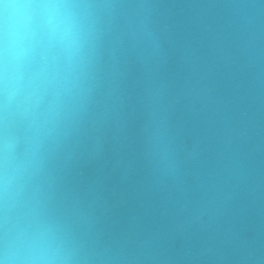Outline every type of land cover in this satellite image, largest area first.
Listing matches in <instances>:
<instances>
[{"label": "clouds", "instance_id": "9594fccd", "mask_svg": "<svg viewBox=\"0 0 264 264\" xmlns=\"http://www.w3.org/2000/svg\"><path fill=\"white\" fill-rule=\"evenodd\" d=\"M162 3L0 0V264H264V0H219L180 85ZM222 69L247 80L238 113L216 96ZM181 103L208 133L190 144ZM133 126L163 194L152 227L91 174Z\"/></svg>", "mask_w": 264, "mask_h": 264}, {"label": "water", "instance_id": "95a60500", "mask_svg": "<svg viewBox=\"0 0 264 264\" xmlns=\"http://www.w3.org/2000/svg\"><path fill=\"white\" fill-rule=\"evenodd\" d=\"M221 8L219 0H163V20L170 25V37L173 41L169 51L172 59L164 72L165 78L177 85L183 83L184 73L177 58L185 45L196 47L202 55H207L206 35L199 22L201 19L211 22ZM226 72L227 70L222 69L215 77L216 96L228 102L233 112L238 113L245 107L243 97L247 80L244 76L230 79ZM173 122L185 143L190 144L194 138L208 134L201 118L191 116L184 103L177 105ZM135 131V126L130 128L126 147L118 153L108 152L91 174L100 180V186L109 202L126 200L125 207L120 209L122 216L143 214L145 209H150L146 225L152 227L162 223L159 209L163 203V194L151 188V177L140 159L141 145ZM117 162H120L121 167H116ZM252 163L258 175L264 178V153L254 157ZM123 165L131 166L126 178H122Z\"/></svg>", "mask_w": 264, "mask_h": 264}]
</instances>
